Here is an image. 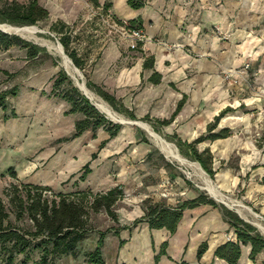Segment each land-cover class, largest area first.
<instances>
[{"label": "crops", "instance_id": "obj_1", "mask_svg": "<svg viewBox=\"0 0 264 264\" xmlns=\"http://www.w3.org/2000/svg\"><path fill=\"white\" fill-rule=\"evenodd\" d=\"M8 1L21 3L28 0ZM127 1L48 0V5L42 7L48 11L54 23L61 21L66 25L74 24L79 19L86 18L88 14L100 16L104 9H108L104 14L109 13L108 18L114 21L116 19L117 24L140 20L142 30L150 41L135 42L130 38L128 45L123 48L111 45L110 50L102 52L93 64H90L91 48L81 54L78 52L85 60L84 69L90 67L88 79L112 95L119 105L134 115L135 120L150 121L153 118L159 121L169 120L177 104L183 100L184 103L172 122L162 128L173 127V132L168 134L171 140L172 136L176 135L181 141L192 143L207 134L208 125L212 124L221 112L232 108V104L239 105L233 92L239 89L237 83L240 82L243 75L242 66L246 62L251 61L257 74L262 76L264 0H143L144 6L137 10L130 8ZM71 27L75 29L74 26ZM74 34L77 36V33ZM164 43L180 44L188 48L191 55L181 51L168 52L163 47ZM192 53L201 58L192 56ZM147 59H153L151 69L143 67ZM116 64L119 67L115 75L110 77V70ZM221 71L233 73L229 84H224ZM153 73L161 76L159 84L155 85L149 81ZM112 82L114 84H111ZM31 99L34 100V103L31 101L33 104H37L38 98L33 96ZM64 105L66 106L65 103ZM165 108L169 111V117L162 115ZM153 125V129L158 131L160 127L155 123ZM134 127L122 128L112 139L104 130H98L95 138L92 134L90 136V132H86L73 140L82 143L88 138L95 140L97 136L102 135L104 143L100 148L109 150V155L120 152L130 144L133 145L132 151L124 157L126 175H129V178L118 182L111 181L108 177H103L96 183L90 180H85L81 184L73 182L67 191L60 190L57 193L85 190L98 193L120 187L124 196L137 190L139 196L146 201L163 203L167 207H176L183 201L198 197L197 192L189 190L185 182L169 170V165L163 161V153L159 154L144 137L145 131ZM217 129L218 124L212 133H217L219 131ZM124 137L127 139L124 140ZM237 137V133L230 130L228 138L205 140L197 144L196 149L198 152L204 150L210 152L213 158L212 169L215 153L249 150L251 154L241 160L240 168L249 169L250 174L258 175L257 179L261 184L260 180L264 174V160H261V154H264V149L259 148L257 142L254 146L252 143L238 140ZM143 139L148 144L144 143ZM52 153L45 154V157L41 156L39 161L48 158ZM7 171L8 169L0 168V178L6 176ZM14 172L16 174L17 171ZM162 173L173 179L170 182L166 180L171 186L165 191L169 196L166 199H162L159 194L164 186L160 179ZM22 183L49 187L30 179L23 180ZM261 186L264 188V185ZM143 209L144 205L138 206L137 210L131 213L125 210L115 211L117 223L112 222L114 226L116 225L117 229L123 227L129 229H119L118 234L114 235L117 239L114 264H178L185 263V257L188 255L189 263L227 264L215 258L214 252L217 247L227 242V238L234 241L235 235L223 220L219 208L201 204L192 209H185L174 234H170L166 229L151 230L145 222L132 226L135 220L144 216ZM133 214L138 216L134 218ZM184 227L187 234L178 236L181 233L180 229ZM110 234H114V231ZM165 243V256L160 257L162 245ZM203 243H206L207 250L198 260L197 250ZM104 244L105 242L102 256L106 264ZM249 254L250 248L242 246L238 264H261L264 260L260 254L253 263L249 259ZM156 258H159L158 262ZM168 258L173 261H168ZM77 259L64 257L59 263L87 264L84 257L79 261Z\"/></svg>", "mask_w": 264, "mask_h": 264}, {"label": "rangeland", "instance_id": "obj_2", "mask_svg": "<svg viewBox=\"0 0 264 264\" xmlns=\"http://www.w3.org/2000/svg\"><path fill=\"white\" fill-rule=\"evenodd\" d=\"M38 2L41 6L48 5V0H39ZM21 3H26V1H21ZM65 7L66 4H64V9ZM53 21L54 19L49 17L48 20L38 23L34 27L44 33L38 34V39L46 43L58 44L57 37L50 31V27L54 23ZM68 26H74V32L77 33L78 41L72 46L78 50L79 54L91 48L90 64H93L102 52L110 50L111 45L123 48L128 45V41L131 39L136 42L131 35H120L121 25L109 19L107 14H104V10L101 11L100 16L88 14L86 18H81L74 24L68 23ZM145 36L146 39L142 41L143 43L150 41V38L146 34ZM27 42L34 44L32 40ZM36 44L38 45V43ZM38 47L43 49L44 52L33 60H28L26 58V50L19 47H13L7 51L0 52V93L17 88V96L15 98L8 97L7 99V109L5 111L0 109V168L2 170L13 168L17 171L15 179L11 178L9 174L0 178V195L2 196L3 190L10 184L19 185L23 180L29 179L30 181L49 185V188L55 193L60 190L67 191L73 182V184L76 182L81 184L80 177L85 174V166L88 170H92L91 175H87L85 180L93 181V183H96L97 180L103 177H108L111 181L116 182L129 178V175H126L127 170L124 157L132 151L131 147L133 145L130 144L123 150H120V152H113L109 155V150H101L100 148V145L104 143L102 135L97 136L95 140L93 138V140H89L88 138L82 143L73 140L66 141L72 135L74 123L80 116H66L65 113L68 111L67 105L65 106L59 98L50 95L52 78L59 71H63L64 73L65 71L59 56L42 45ZM163 47L168 52L181 51L191 55L188 48L180 44L164 43ZM192 56L201 58L196 54L193 55V53ZM118 67V64L112 66L109 74L110 77L115 75ZM242 69L243 75L240 78V82L237 83L239 89L236 90L237 92H233L239 105L232 104L230 111L219 120L217 130H220V128L232 130L234 133H237L238 140L252 143L255 146V142L259 140L264 129V72L262 71V76L257 74L251 61L246 62L242 66ZM89 70L90 67L85 68L83 71L79 70L85 84L88 80ZM220 75L224 84L227 85L231 82L233 73L221 71ZM69 79L74 85V81L70 77ZM111 84L114 83L112 82ZM91 91L105 102L102 97L93 90ZM33 96L38 98L37 104H33L34 100L31 99ZM105 103L119 117L128 121L147 124L154 131L153 124H157L155 118L150 121L130 120L125 115L115 111L107 102ZM12 113L15 114V118L11 117ZM100 114L104 116V114ZM162 115L169 117V111L165 108L162 111ZM121 126L124 129L135 128L131 125ZM158 127H160L158 132L154 131L158 137L177 148L175 142L169 138V135L173 132V127L167 129L159 125ZM143 135L147 138L149 144L161 154L149 136L145 132H143ZM123 139L126 140L127 138L124 137ZM51 152L53 153L48 158L39 161L41 156L45 157V154ZM250 154L249 150L244 149L231 153L220 151L219 153H215L213 177H210L206 172L201 170L217 186L221 193L245 205L253 214L258 216L257 218L253 216L250 218L249 216L248 222L251 224L259 222L264 226V188L258 182V175L250 174L249 169L240 168L241 160ZM262 154L261 160H264V154ZM162 157L164 158L163 161L169 165V170L176 176H179L189 190L191 189L205 196L206 200L215 203L218 208H225L208 196V193L201 187V179L193 171L180 166L175 161L167 159L163 154ZM182 157L184 158V156ZM37 161L39 162L37 163ZM187 161L196 163L189 159ZM167 177L164 173L160 177L161 183L164 185L159 193L162 199L169 198L165 191L166 189H170L171 186L168 183L171 180ZM73 186L75 187V185ZM145 202L146 199L139 196V192L134 190L118 202L115 211L125 210L131 213L137 210L138 206L142 207ZM138 215H134L133 217L135 218ZM90 223L95 232L89 234L79 245L78 261L82 260L86 252L94 249L96 241L99 238L98 231L105 232L106 230H111V228H117L105 213L92 215ZM256 230L262 235L258 229ZM180 231L181 233L178 236L187 234L185 227L181 228ZM114 235L106 233L104 239L106 264H114L116 261L117 251L115 244H117V239H115ZM262 236L264 237V235ZM161 256L164 257L165 255L161 254ZM23 259L24 257H19L16 264H21ZM185 259V263L180 262L178 264H187L186 262L188 264H196L189 263V255ZM36 261H38V256L36 253H32L26 264H36ZM158 261L159 258L157 259ZM168 261L172 262L173 260L168 258ZM59 262L56 264H62Z\"/></svg>", "mask_w": 264, "mask_h": 264}, {"label": "trees", "instance_id": "obj_3", "mask_svg": "<svg viewBox=\"0 0 264 264\" xmlns=\"http://www.w3.org/2000/svg\"><path fill=\"white\" fill-rule=\"evenodd\" d=\"M38 1L28 0L26 3H19L17 1L0 0V24L30 27L45 22L49 18V13ZM127 5L137 10L144 6V1L128 0ZM107 10L104 9V11ZM115 21L117 20L115 19ZM119 25H122V23H119ZM125 27L130 31L143 29L140 20L126 22ZM50 31L55 34L63 47L64 53L72 61L73 65L78 70L83 71L85 60L78 54L77 49L72 46L78 41V36L74 34L73 28L61 21H56L51 25ZM13 47L25 49L28 60L36 59L44 52L40 47L18 36L8 35L0 31V52L7 51ZM152 64L153 59H147L143 67L144 69H151ZM149 81L155 85L159 84L161 76L158 73H153ZM86 86L102 97L115 111L125 115L130 120H135L134 115L119 105L112 95L92 84L89 79ZM50 95L59 98L67 105L66 116H80L75 121L74 131L66 139L67 142L80 137L86 132L92 133V137L95 138L98 130H104L109 138L112 139L122 129L121 125L110 122L92 107L63 71H59L52 78ZM16 96L17 88L0 93V109L5 111L8 97L15 98ZM183 103L182 100L177 104V108L169 120H157V125L161 127L168 126L180 111ZM229 111L230 109H226L221 112L214 119V122L208 125L207 134L192 143L183 142L176 135L172 136L179 153L184 158L198 163L210 177L214 175L212 155L208 150L198 152L196 145L205 140L226 139L230 136V130L227 128L220 129L217 133H212L216 129L219 120ZM11 117L15 118V114L12 113ZM154 131L158 132L155 128ZM143 142L148 144L145 139H143ZM257 146L264 149V130L259 140H257ZM84 169L85 174L80 177L82 182L91 173V170H88L86 166ZM7 174L13 179L16 178L13 168H9ZM170 180L173 179L170 177ZM260 183L264 185V174ZM123 197L124 194L120 187L98 193H94L91 190L55 193L49 187L24 183L19 185L10 184L0 196V263L16 264L19 257H24L21 264H26L32 253H36L38 256L36 264H56L64 257L77 258L79 245L89 234L95 232L90 223L92 215L105 213L113 223H117L115 209ZM201 204H208L213 208H218L215 203L206 200L205 196L200 194L195 199L183 201L176 207H167L163 203L146 201L143 209L144 216L135 220L132 226L145 222L151 230L166 229L170 234H174L182 218V212L185 209H192ZM220 212L223 220L233 230L235 240L227 241L217 247L214 257L223 260L227 264H238L242 246L250 248L249 259L253 263H255L256 258L260 254L264 257V237L259 234L256 228L244 222L230 210L222 208ZM119 229L129 228L123 227ZM119 229L111 228V230H106L105 232L114 231V234L117 235ZM105 232H97L99 238L94 249L84 254L85 263L105 264L102 256V247L106 237ZM165 247L166 243L162 245V254H164ZM206 250L207 245L203 243L197 250L198 260ZM261 264H264V260Z\"/></svg>", "mask_w": 264, "mask_h": 264}, {"label": "bare ground", "instance_id": "obj_4", "mask_svg": "<svg viewBox=\"0 0 264 264\" xmlns=\"http://www.w3.org/2000/svg\"><path fill=\"white\" fill-rule=\"evenodd\" d=\"M13 27L15 26H11L8 24H0V28L2 30L16 33L19 36L32 40L34 41V43L36 42L38 43V45H42L48 50L54 52L57 56L60 57L63 69L69 74L70 78L79 87L80 91L91 100L92 104L102 114H104L108 119L112 120L113 122H121L124 125H131L132 121H128L124 118L119 117L105 102H103L90 89L87 88L80 72L74 67L70 60L64 56L59 44L46 43L45 41L38 39V32L40 30L34 26L25 27L22 30L15 29ZM138 125L146 132L149 138L153 141V143L157 146V148L163 153V155L167 159L175 161L182 167L193 171L195 175L201 179L202 189L206 191L212 199H214L218 203L225 204L228 208L232 209L233 212H237V214L246 221L249 219V216L250 218L251 216L255 218L258 217L256 214H253L245 205L241 204L238 201L230 199L229 197L221 193L217 186L214 185L213 182L209 178H207V176L204 175V172L201 170L198 164L190 163L185 158L181 157L177 152L176 148L165 140L160 139L149 125L143 123H138ZM253 225L258 228L262 235H264V226L262 224H260L259 222H253Z\"/></svg>", "mask_w": 264, "mask_h": 264}, {"label": "water", "instance_id": "obj_5", "mask_svg": "<svg viewBox=\"0 0 264 264\" xmlns=\"http://www.w3.org/2000/svg\"><path fill=\"white\" fill-rule=\"evenodd\" d=\"M13 28H15V29H18V30H22V29H24L25 27H13ZM0 31L1 32H3V33H5V34H8V35H14V36H18L19 38H21V39H23V40H25V41H29V39H27V38H24V37H22V36H19L18 34H16V33H13V32H8V31H4V30H2L1 28H0ZM39 34H44L42 31H39L38 32ZM35 45H37L36 43H34ZM59 44V46L61 47V50H62V53L64 54V56L65 57H67L66 56V54L64 53V50H63V47L61 46V44L60 43H58ZM37 46H39V45H37ZM68 58V57H67ZM69 59V58H68ZM70 60V59H69ZM70 62L72 63V61L70 60ZM73 64V63H72ZM75 67V66H74ZM76 68V67H75ZM77 69V68H76ZM78 70V69H77ZM65 71V70H64ZM79 71V70H78ZM65 73L67 74V76H69V74L65 71ZM70 77V76H69ZM74 86L78 89V91L89 101V103H90V105L92 106V107H94L98 112H100L93 104H92V102H91V100L85 95V94H83L81 91H80V89H79V87L74 83ZM101 113V112H100ZM105 116V115H104ZM105 118L107 119V120H109L110 122H112V123H115V124H119V125H122V123L121 122H119V123H116V122H113L112 120H110V119H108L106 116H105ZM131 126H136V127H139V128H141L139 125H138V123L136 122V121H132L131 122ZM160 151V150H159ZM161 152V151H160ZM162 153V152H161ZM198 164V163H197ZM199 165V164H198ZM199 167H200V165H199ZM201 168V167H200ZM202 169V168H201ZM209 196V195H208ZM210 197V196H209ZM211 198V197H210ZM212 199V198H211ZM214 202H216V203H218L217 201H215L214 199H212ZM219 204H221L222 206H224L225 208H227L228 210H230V211H233L232 209H230V208H228L225 204H223V203H219ZM240 219H242L243 220V218H241L238 214H237V212H234ZM244 222H246V223H248V224H250V225H252L253 227H255L256 229H258L256 226H254L253 224H251L250 222H248V221H245V220H243Z\"/></svg>", "mask_w": 264, "mask_h": 264}, {"label": "built area", "instance_id": "obj_6", "mask_svg": "<svg viewBox=\"0 0 264 264\" xmlns=\"http://www.w3.org/2000/svg\"><path fill=\"white\" fill-rule=\"evenodd\" d=\"M107 17H110L109 13H107ZM125 26H126V23H122L120 35H122V36L131 35L138 42H142L146 39V36H145V33L143 30L130 31V30L126 29ZM246 68H248V66H246ZM227 241H230V238H227Z\"/></svg>", "mask_w": 264, "mask_h": 264}]
</instances>
